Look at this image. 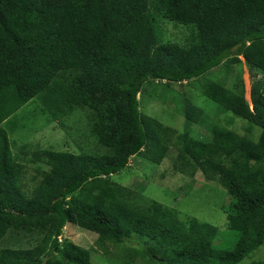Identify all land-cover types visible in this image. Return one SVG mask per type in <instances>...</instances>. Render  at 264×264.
<instances>
[{
  "label": "trees",
  "instance_id": "obj_1",
  "mask_svg": "<svg viewBox=\"0 0 264 264\" xmlns=\"http://www.w3.org/2000/svg\"><path fill=\"white\" fill-rule=\"evenodd\" d=\"M167 21L189 27L184 43L166 39ZM240 57L254 78L251 104L241 82L235 91L208 79L202 94L243 119L244 131L184 98L181 114L209 138L177 135L173 164L224 189L220 226L234 244L220 248L217 226L143 204L111 175L134 156L159 164L169 150L175 130L139 109L144 84L187 83ZM31 100L49 124L83 110L95 151L39 149L27 159V144L16 150L4 127L22 128L18 113ZM25 162L37 163L31 189ZM68 223L95 233L119 264H240L263 245L264 0H0V264H92L90 250L59 241Z\"/></svg>",
  "mask_w": 264,
  "mask_h": 264
},
{
  "label": "rangeland",
  "instance_id": "obj_2",
  "mask_svg": "<svg viewBox=\"0 0 264 264\" xmlns=\"http://www.w3.org/2000/svg\"><path fill=\"white\" fill-rule=\"evenodd\" d=\"M164 22L160 24L162 27L164 24L166 39L184 43L189 34L187 29L189 27L170 21ZM240 58L241 64L233 65L230 68H223L219 65L187 83H169L168 87L157 82L144 84L142 93L138 96L139 109L143 115L153 117L164 127L175 130L170 135L169 150L164 160L159 164L134 156L130 159L126 169L111 175L112 181L135 191L143 204L151 200L157 201L176 209L182 217L196 218L201 222L217 226L215 245L220 248L231 247L234 244L232 233L227 227L220 226L223 216L225 222L223 208L225 209L226 206L224 204L229 200L225 196L224 189L215 182L207 181L201 172L197 171L193 177L176 172L173 164L178 153L177 147H179L177 135L186 132L190 137L198 140L209 138L207 129L198 124L187 122L181 114L180 103L184 98L194 106L201 108L211 120L220 126H227L237 132L244 131L243 125L246 126V122L243 119L225 111L202 94L208 79L225 83L235 91L233 86L239 85L241 82L244 97L251 104V86L254 78L244 59ZM39 109L38 102L29 101L18 113L23 127L13 133L4 127L10 140L15 141L16 147L27 144L24 150L28 154L27 159L31 158L33 151L39 149L68 151L74 154L95 151L98 145L92 136L89 122L86 120L83 110H75L61 123L56 121L49 124L45 116L40 114ZM230 119L234 120L231 122ZM25 164L27 166L24 183L28 189H31L35 183L37 163L25 162ZM96 237L95 233L68 223L62 231L59 241L69 240L90 250L92 264H119L112 258L105 257L108 255L106 252V254L104 253L103 247L96 244ZM123 245L138 248L133 240L124 241ZM107 247L112 250V246L108 243ZM257 259H264V243L259 249L246 256L240 264H249ZM133 264H153V262L136 258Z\"/></svg>",
  "mask_w": 264,
  "mask_h": 264
},
{
  "label": "clouds",
  "instance_id": "obj_3",
  "mask_svg": "<svg viewBox=\"0 0 264 264\" xmlns=\"http://www.w3.org/2000/svg\"><path fill=\"white\" fill-rule=\"evenodd\" d=\"M241 59V58H240ZM245 62V61H244ZM139 96V95H138ZM138 101H139V98H138ZM64 229V228H63Z\"/></svg>",
  "mask_w": 264,
  "mask_h": 264
}]
</instances>
